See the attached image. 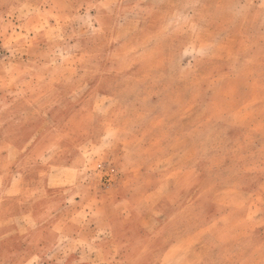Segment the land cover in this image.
<instances>
[{
  "label": "rangeland",
  "instance_id": "rangeland-1",
  "mask_svg": "<svg viewBox=\"0 0 264 264\" xmlns=\"http://www.w3.org/2000/svg\"><path fill=\"white\" fill-rule=\"evenodd\" d=\"M25 1L0 0L10 13L23 8L18 24L34 11L38 30L28 50L14 46L26 36L12 30V16L0 27V139L42 137L33 156L46 162L67 137H105L110 151L137 155L172 153L171 142H181V160L161 169L165 180L204 186L202 171L220 167L227 173L219 182L261 188L246 194L261 209H239L211 226V239L223 238L227 252L215 245V264H264V0ZM28 56L37 63H26ZM46 58L52 63L40 64ZM77 122L90 127L69 128ZM7 147L0 144V154ZM54 172L62 180V169ZM145 182L157 187V177ZM179 209L172 211L180 220L190 216ZM151 248L154 260L157 244ZM4 253L0 264H45Z\"/></svg>",
  "mask_w": 264,
  "mask_h": 264
},
{
  "label": "crops",
  "instance_id": "crops-1",
  "mask_svg": "<svg viewBox=\"0 0 264 264\" xmlns=\"http://www.w3.org/2000/svg\"><path fill=\"white\" fill-rule=\"evenodd\" d=\"M22 10L15 7L10 13L8 8H0L4 17L0 27L15 19L12 30L16 32L20 27L19 33L26 39L14 41V46L31 50L35 45L32 33L38 31L33 24L37 15L30 12V22L23 24V28L22 23H17L27 15L21 14ZM25 61L30 65L37 63L33 56ZM39 61L52 63L49 58ZM27 123L35 129L31 121ZM22 125L25 124L18 127ZM74 127L90 126L88 122L69 125ZM93 127L102 128L100 124ZM24 137L0 139V144L9 146L0 154V248L9 252L4 253L5 257L26 252L23 255L26 260L38 257L45 264H215L214 246L218 243L211 239V226L239 209L250 214L249 210L262 206L261 200L249 201L246 196L260 192L261 188L219 182L217 177L226 172L220 167L202 171L207 183L204 186L179 187L174 181L165 180L167 173L162 170L166 169V163L177 157L181 160L182 150L178 148L181 142H171L175 146L172 153H164L162 149L137 155L127 147L125 151H110L105 137H67L62 153L46 162L41 156H33L41 149L37 145H41L42 137ZM158 143L164 145L160 140ZM10 149L17 154L12 156V162ZM155 163L162 164L156 168L157 172L151 171ZM55 167L62 169V180L55 179ZM149 177H157L156 188L145 184ZM169 177L173 174L169 173ZM200 195L204 200L199 204ZM187 197L188 205L184 201ZM186 207L190 216L180 220L177 214L173 215L172 210ZM171 232L177 234L167 237ZM258 237L253 239H262ZM223 241L222 238L218 242ZM154 243L158 252L153 260ZM220 243L218 252L224 255L227 252ZM59 257L62 259L54 260Z\"/></svg>",
  "mask_w": 264,
  "mask_h": 264
}]
</instances>
